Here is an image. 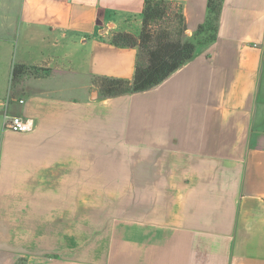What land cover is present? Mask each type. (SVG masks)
Returning <instances> with one entry per match:
<instances>
[{
	"label": "crops",
	"instance_id": "obj_1",
	"mask_svg": "<svg viewBox=\"0 0 264 264\" xmlns=\"http://www.w3.org/2000/svg\"><path fill=\"white\" fill-rule=\"evenodd\" d=\"M174 1L191 37L208 0ZM144 3L0 0V264H264V0H224L193 59L106 97L95 78L131 80L138 59L111 34L138 33ZM16 63L40 75L12 86ZM96 185L126 213L96 225Z\"/></svg>",
	"mask_w": 264,
	"mask_h": 264
},
{
	"label": "trees",
	"instance_id": "obj_2",
	"mask_svg": "<svg viewBox=\"0 0 264 264\" xmlns=\"http://www.w3.org/2000/svg\"><path fill=\"white\" fill-rule=\"evenodd\" d=\"M223 2L208 0L207 18L190 37L180 2L145 0L140 31L114 30L111 34L113 44L138 48L134 78L96 77L95 83L102 95L110 97L148 90L193 59L199 45L215 40ZM39 69L37 66L14 64L12 86L26 75L39 76Z\"/></svg>",
	"mask_w": 264,
	"mask_h": 264
},
{
	"label": "rangeland",
	"instance_id": "obj_3",
	"mask_svg": "<svg viewBox=\"0 0 264 264\" xmlns=\"http://www.w3.org/2000/svg\"><path fill=\"white\" fill-rule=\"evenodd\" d=\"M132 27H134V24L131 25ZM105 188L106 191V187L108 186H102V185H96L95 186V196L100 197V200H96L95 202H93V204L95 203V215L92 217V221L94 220V223L97 224H103L106 223L107 220H111L113 221V219H117L119 217V214L121 213L120 210V205L123 204V213H126L127 210H125L124 205L127 202H121L119 200V186L117 185H111L110 186V190L108 189V191L110 192V200H103V193H102V188ZM90 202H86V201H81L80 200V204H79V209H80V226L81 225H85L87 224V213L90 214V206L88 207L89 210H87V206L86 204H89ZM87 233H82L80 232V241L86 239ZM96 236L100 235L98 233H95Z\"/></svg>",
	"mask_w": 264,
	"mask_h": 264
},
{
	"label": "built area",
	"instance_id": "obj_4",
	"mask_svg": "<svg viewBox=\"0 0 264 264\" xmlns=\"http://www.w3.org/2000/svg\"><path fill=\"white\" fill-rule=\"evenodd\" d=\"M10 98L9 95L4 99V102H8ZM20 102H23V100L21 99ZM4 127L14 132H28L35 128V121L32 118L6 112L4 116Z\"/></svg>",
	"mask_w": 264,
	"mask_h": 264
}]
</instances>
